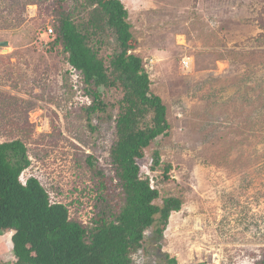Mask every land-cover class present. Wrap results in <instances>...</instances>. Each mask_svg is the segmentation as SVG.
Masks as SVG:
<instances>
[{
  "label": "rangeland",
  "instance_id": "obj_1",
  "mask_svg": "<svg viewBox=\"0 0 264 264\" xmlns=\"http://www.w3.org/2000/svg\"><path fill=\"white\" fill-rule=\"evenodd\" d=\"M35 1L0 0V142L22 139L31 159L22 181L37 177L52 201L88 222L98 180L87 155L109 166L115 129L97 118L99 130L90 128L80 74L45 34L49 1ZM122 2L129 52L148 62L171 124L138 159L141 174L159 176L163 196L183 198L160 240L147 231L136 264L165 253L178 264H264V0ZM157 149L173 164L169 180L150 170ZM11 236L0 234V264L16 262Z\"/></svg>",
  "mask_w": 264,
  "mask_h": 264
},
{
  "label": "trees",
  "instance_id": "obj_2",
  "mask_svg": "<svg viewBox=\"0 0 264 264\" xmlns=\"http://www.w3.org/2000/svg\"><path fill=\"white\" fill-rule=\"evenodd\" d=\"M43 1H49L54 18L49 45L62 47L84 83L90 103L82 110L90 128L99 130L91 122L97 118L113 125L115 136L109 166H96V156L87 155L98 180L88 222L52 201L37 177L22 182L31 165L22 139L0 142V234L12 231L15 264H136L134 255L146 250L147 231L160 240L171 213L183 204L181 195L163 196L160 177L141 174L138 163L145 149L169 135L167 105L151 87L148 62L129 52L134 33L122 0ZM172 168L155 150L150 170H161L165 181ZM163 257L158 264H178L168 253Z\"/></svg>",
  "mask_w": 264,
  "mask_h": 264
},
{
  "label": "built area",
  "instance_id": "obj_3",
  "mask_svg": "<svg viewBox=\"0 0 264 264\" xmlns=\"http://www.w3.org/2000/svg\"><path fill=\"white\" fill-rule=\"evenodd\" d=\"M45 34H46L48 37H49V36H54V30H53V28H52V27H49V28H48V31H45ZM182 64H183V68H184V69H187V68H189V66H190V60L187 59V57H186V58L183 59ZM24 183H25V182H24Z\"/></svg>",
  "mask_w": 264,
  "mask_h": 264
},
{
  "label": "water",
  "instance_id": "obj_4",
  "mask_svg": "<svg viewBox=\"0 0 264 264\" xmlns=\"http://www.w3.org/2000/svg\"><path fill=\"white\" fill-rule=\"evenodd\" d=\"M7 44H8V41L2 42V45H7Z\"/></svg>",
  "mask_w": 264,
  "mask_h": 264
},
{
  "label": "clouds",
  "instance_id": "obj_5",
  "mask_svg": "<svg viewBox=\"0 0 264 264\" xmlns=\"http://www.w3.org/2000/svg\"><path fill=\"white\" fill-rule=\"evenodd\" d=\"M22 176V175H21ZM22 180V179H21ZM23 182V181H22ZM24 183V182H23Z\"/></svg>",
  "mask_w": 264,
  "mask_h": 264
}]
</instances>
